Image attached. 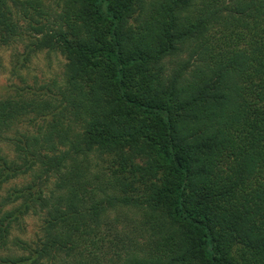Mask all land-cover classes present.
I'll list each match as a JSON object with an SVG mask.
<instances>
[{"label": "trees", "instance_id": "16d2710c", "mask_svg": "<svg viewBox=\"0 0 264 264\" xmlns=\"http://www.w3.org/2000/svg\"><path fill=\"white\" fill-rule=\"evenodd\" d=\"M47 1L0 0V47L43 34ZM54 2L68 63L0 98V185L54 182L0 197V264H264V0Z\"/></svg>", "mask_w": 264, "mask_h": 264}, {"label": "rangeland", "instance_id": "374dc122", "mask_svg": "<svg viewBox=\"0 0 264 264\" xmlns=\"http://www.w3.org/2000/svg\"><path fill=\"white\" fill-rule=\"evenodd\" d=\"M47 7L51 13L49 15L51 23L43 34H35V32L29 31L27 22L20 21L22 24L21 33L29 36H24L25 39L19 37L11 45L0 47V98L20 91L27 92L32 90L41 92L45 96L50 93L49 87L55 88V83H61L68 63L66 54L61 50L57 42L60 38L58 32L61 29V24L58 22L56 12L61 8L60 6L58 7L54 0H48ZM35 39H42L44 44L42 46H37V43L33 44L32 40ZM174 62L166 60V64L170 68L175 66ZM41 122L39 120L33 126L26 119L21 127L23 130H35ZM0 147L9 155V159L14 158V154L6 142L0 141ZM137 162L143 163L142 160H137ZM40 169V166L35 165L32 170L17 174L0 185V197H7L9 191L14 187L24 188L33 184L34 189L50 187L54 182V176H48L45 173L41 175L39 174ZM20 202L17 201L13 204L9 202L7 205L8 210L15 209ZM42 221V217L32 211L21 215L19 222L12 224L9 246L18 251L19 247L13 241L14 238L20 237L25 240L35 238Z\"/></svg>", "mask_w": 264, "mask_h": 264}]
</instances>
